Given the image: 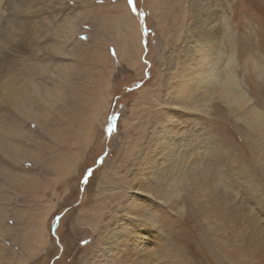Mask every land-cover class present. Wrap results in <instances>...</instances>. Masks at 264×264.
<instances>
[{
  "label": "rangeland",
  "instance_id": "rangeland-1",
  "mask_svg": "<svg viewBox=\"0 0 264 264\" xmlns=\"http://www.w3.org/2000/svg\"><path fill=\"white\" fill-rule=\"evenodd\" d=\"M0 26V264H90L118 201L132 197L157 221L144 225L155 233L153 264H264V249H246L264 237V132L221 98L202 96L209 103L196 110L174 96L196 51L211 48L264 116V83L251 66L264 68V0H0ZM24 79L31 94L51 96L25 102L40 122L3 105ZM170 124L172 144L200 141L216 153L218 182L197 200L177 167L165 186L148 178V196L130 188ZM217 190L247 203L234 238L209 209Z\"/></svg>",
  "mask_w": 264,
  "mask_h": 264
},
{
  "label": "bare ground",
  "instance_id": "bare-ground-1",
  "mask_svg": "<svg viewBox=\"0 0 264 264\" xmlns=\"http://www.w3.org/2000/svg\"><path fill=\"white\" fill-rule=\"evenodd\" d=\"M203 6L205 5L202 3V7ZM8 24L13 23L10 22ZM10 38L13 39L14 35L10 34ZM208 49V52L197 50L196 53L198 54L197 58L199 60L196 62L195 69L187 68L183 72L181 82L174 92V96L176 97L175 99H177L176 102L182 106L186 105V107L190 109L199 110L200 107L209 103V100H204L205 103L199 104L198 101L202 96H206L207 98H221L226 101L227 105L238 107L237 110L240 112V114H242L239 119L243 122H246L249 128H251L253 131L256 130L257 132H264V116L259 113L254 107H252V105H250V97H248V95H246V93L243 91L242 85L236 78L234 71H232L231 74H228L224 71L223 65L225 64L224 62L226 57H224V55H221V53H216L217 55L211 56V48ZM212 58L217 60L213 62ZM258 63H256V61H252V70H258L259 79H262L264 83V68L262 69V67L260 66L262 65L261 62L260 64ZM32 69L34 70V68ZM138 69H140L139 65ZM251 73L252 72H250V74ZM26 75L28 74L26 73ZM10 81L12 83V80ZM10 81L6 82L8 83V86H10ZM21 81H23V83L21 82L23 84H21V88H19V85L17 86V84L13 82V86L11 85L13 89L11 88L10 90L9 88L10 91L4 98L5 101L3 102V105L4 107L7 106L11 112L12 110L16 111V114H18L17 112H19L27 120L30 119L34 122H40V120L36 118L35 112H33V110L31 109L32 107H25V102L32 101V103H38L42 101L43 103H46L51 96H43L38 89H34L33 94H31V92L28 91L27 86L31 84L32 80L29 81L27 79H24ZM248 106L249 109L245 110V108H247ZM3 125H5V123L0 124V150L2 151L6 147L3 142V137L6 133H8L5 131ZM172 129L173 125L170 124L162 129L163 134H161L162 132L160 133V131L157 132L159 134L155 133L154 145H151V147L149 148L152 157H150L149 159L144 157V159L139 162V165L137 167L139 176L137 178L132 177L133 183L131 186L129 184V186L137 193L142 195L145 194L148 196V186L150 184L148 178L152 181L163 182L162 185L165 186L163 180L164 174L166 173L167 175H170V171L173 172L177 167L178 169H181L179 174L180 176L176 174L177 176H179L180 183L190 186L194 198L197 200L203 195V191L207 192V190H213L214 183L216 184L218 182L213 181L216 175L215 171H220L219 169L215 170V164L211 157L215 152H213V150L211 151L209 148H205L204 146L202 147V143H200V141H198L199 144L197 143L190 147V141L185 143L186 139L180 140L179 137L177 143L172 144L171 136H168L167 133L171 132ZM11 132L12 130L10 131V133ZM13 135L14 137H21L23 133L22 131H14ZM199 136L201 137L200 134ZM248 137L250 136L248 135ZM11 146H9L8 149H10ZM11 151H14V149ZM199 156L202 157V160L200 162ZM217 156L219 155L217 154ZM207 165H209L211 168L207 167ZM206 173L207 176L210 177L208 181L204 180V174ZM228 173L230 174V172ZM229 174L225 173V176L227 177ZM225 181L229 182L227 180ZM162 192L158 191L157 194L161 195L162 199H164L166 198V194L164 195ZM118 195L116 196L119 197ZM207 195L209 199V209L214 211V218L218 219L219 222L227 223V234L229 235V237L234 238V231L236 230L234 224H237L238 220L243 217V215H245L247 203H245V201L242 199L237 202L235 199L230 197V195H224L222 192H218V190L215 193L208 192ZM134 199L135 197L129 198L128 200L125 199V201L122 202H120V200L118 201L117 205H119V207L115 208L117 211V215H114L110 219L109 223L106 225V228L103 231L104 234L97 237L93 243V251L90 254V264H153L154 256L152 245H157V243H155V233L147 231V228L144 227V225H147V227H151V225H154V223L157 221H155L154 217L150 216L147 211L143 210L142 205L136 202L137 198L135 200ZM146 214H148L149 216H146ZM133 216H135L134 220L131 219V217ZM140 221L144 224H136V222ZM4 234L5 231L0 230L1 238L4 237ZM160 238V243L163 244L164 239L162 237ZM254 248L264 249V237H259L252 241H248V243L246 244V249L253 250ZM227 253L229 254V256L233 255L232 251H227Z\"/></svg>",
  "mask_w": 264,
  "mask_h": 264
}]
</instances>
